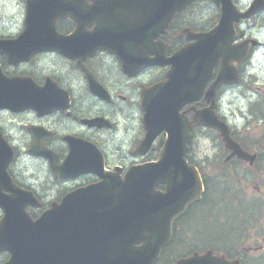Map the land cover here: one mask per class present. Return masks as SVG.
Instances as JSON below:
<instances>
[{"label": "flooded vegetation", "instance_id": "obj_1", "mask_svg": "<svg viewBox=\"0 0 264 264\" xmlns=\"http://www.w3.org/2000/svg\"><path fill=\"white\" fill-rule=\"evenodd\" d=\"M234 2L245 11L252 0ZM219 13L220 7L211 0H197L188 5L177 14L166 33L153 41L163 49L165 58L155 64L143 65L132 73L123 68L119 54L132 50V56L144 55L150 44L144 37L139 39L143 30L130 32L129 39L125 38L128 34L123 31L114 33V37L119 34L116 41L121 48L119 54L98 48L95 53L85 55L77 51L80 47L71 43L65 46L69 56L58 48L34 53L27 50L25 54L31 53L28 58L12 64L7 61L8 49L0 50V67L6 75H2L0 80V97L19 95L35 100L33 105L26 100L15 109L0 107V164L12 146L15 158L7 166L11 179L34 191L41 202L40 207H50L54 202H61L67 193L101 180L96 172H85L89 165L111 172L118 167L121 169L118 175L124 176L131 166L157 159L161 145L168 139L165 129H160L147 153L137 151L146 136L145 93L168 80L171 65L164 62L192 41L188 39L190 32L211 30L220 19ZM251 16L236 24L233 42L235 47L248 42L247 57L232 60L227 67L223 64L225 57H219L214 64L213 75L204 85L200 81L195 83L193 79L198 74H191V69H187L191 81L184 84V90L191 97L179 111L178 122L184 118L191 129L187 161L196 163L201 169L207 167L204 163L208 154L204 146L208 141L214 143L218 146L214 160L223 166L217 175L222 176L226 185L239 181L231 166H236L238 161L236 156L228 158L230 151L224 146L219 131L203 123V112H211L209 108L213 103V111L229 124L233 138L258 155V166H243L239 170L251 178L258 175L264 180V8ZM25 27L23 25L20 31L9 37L18 36ZM76 28L77 23L67 18L59 22L58 31L68 35ZM241 31L244 36L237 37ZM47 34L33 35L39 43L37 45L44 43L39 38ZM31 41L24 39L21 45H31ZM148 56L157 55L149 52ZM5 77L15 78L12 84H8ZM210 94H213V100L208 98ZM151 95L147 98L152 99ZM242 119L247 127L239 130ZM155 122L157 126L161 124ZM248 127L254 131L253 135L242 133ZM257 129L260 130L255 132ZM249 139L256 142L251 144ZM196 145L198 149H195ZM64 163L73 166L69 172L76 176L55 171ZM204 172V181L208 182L210 172L208 169ZM231 174H235V178H229ZM256 186L264 192L262 185ZM238 204V199L230 203V214L225 216L227 221H233V213L239 212ZM246 209L250 210L251 206L247 204ZM241 230L229 234L233 238L232 254L242 248L244 231ZM243 250L257 255L256 264H264V244H246Z\"/></svg>", "mask_w": 264, "mask_h": 264}, {"label": "water", "instance_id": "obj_2", "mask_svg": "<svg viewBox=\"0 0 264 264\" xmlns=\"http://www.w3.org/2000/svg\"><path fill=\"white\" fill-rule=\"evenodd\" d=\"M190 1L94 0L90 5L89 0H78L80 6L75 10L72 2L65 3L64 0H29L28 19L33 14L36 17L27 19V23L34 26L36 21H52L55 24L58 17L71 13L81 29L97 23L92 33H77L76 36L81 37V46L89 49L90 45L102 44L120 53L121 48L116 45L119 34L118 37L112 36L114 30L110 25L125 24L119 21L126 16H142L141 23L144 25L139 27V32L143 30L139 39L149 37L152 40L157 35L152 31L165 29L172 16ZM215 2L222 5L220 23L211 33H204L199 39L196 47L202 48L198 53V48L190 46L172 58L170 79L153 90L157 92L155 99L144 104L149 141L155 136V120L161 122L169 132L172 141L167 156L169 159L172 155L181 157L185 153L180 145L184 125L178 122L177 111L187 100L184 84L191 81L187 74L188 67L196 60V73L200 74L203 71L201 60L206 53L220 48L228 52L230 38L225 41V34L234 29V21L242 16L248 17L256 10L257 1L247 13H239L232 0ZM120 57L126 69L140 62L132 56V50H126ZM19 97H8L7 102L17 104L21 101ZM208 121L221 129L227 146L240 157L254 159L229 138L223 124L213 119ZM177 161V169H172L173 165H169L167 159L133 167L124 182H116L117 185L111 187L110 180L106 179L89 189L68 195L61 205H54L35 221L26 212V205L30 202L26 193L18 190V193L5 195L0 190V205L5 210V217L0 222V251H11L6 264H152L163 244L172 236L174 218L184 212L190 202L200 198L203 191L196 168L185 161ZM3 170L4 176L9 177L6 168ZM160 182L167 185L165 191L157 190L156 185ZM11 187L13 191L15 186ZM138 243L139 246H136ZM235 263L228 262L224 256L206 252L176 264Z\"/></svg>", "mask_w": 264, "mask_h": 264}, {"label": "rangeland", "instance_id": "obj_3", "mask_svg": "<svg viewBox=\"0 0 264 264\" xmlns=\"http://www.w3.org/2000/svg\"><path fill=\"white\" fill-rule=\"evenodd\" d=\"M245 2H248V0H245ZM25 4H26L25 0H0V32L1 31L15 32L16 30H18L19 26H22L23 21H24V16H25V13H24ZM259 127L262 128V126H259ZM258 130L260 129L255 130V132ZM250 132L253 134L254 131L250 129ZM206 145H207L209 154H212L215 152L216 149L214 148V146H212L211 144H207V143ZM200 153H203V152L200 151ZM213 162L214 160L209 159V161H207L206 164H209L208 165L209 168H215L216 165ZM242 180L247 185H250V187H248V190L250 192H255L254 185L256 182L253 183L250 181L251 177L249 174L243 175ZM245 201L251 206V209L245 211L243 213V216L244 218H246L248 224H253L255 222L253 221L252 218H250V212L252 211L254 213L257 210L264 208V196H256L253 198H247ZM205 211H206L205 214L209 216L211 213V209L205 208ZM206 222L208 225H204L203 229L200 231L202 232V235L210 233V230L212 227H215V229L219 230L220 232L222 231L231 232L229 224L225 220L212 222V219H210L209 217L207 218ZM233 226L234 228H238L241 225H238V221L234 220ZM256 235L263 237L259 229H257ZM0 259H3V253H0ZM2 261L3 260H0V262Z\"/></svg>", "mask_w": 264, "mask_h": 264}, {"label": "trees", "instance_id": "obj_4", "mask_svg": "<svg viewBox=\"0 0 264 264\" xmlns=\"http://www.w3.org/2000/svg\"><path fill=\"white\" fill-rule=\"evenodd\" d=\"M196 208H202V206H201L200 204H198V205L196 206ZM216 233H218V235H217V238H218V239L226 240V239L228 238V237H225L223 234H221V232H220L219 230H217Z\"/></svg>", "mask_w": 264, "mask_h": 264}]
</instances>
